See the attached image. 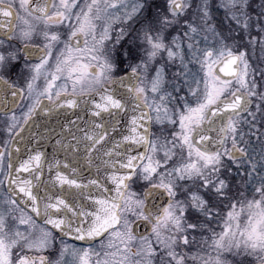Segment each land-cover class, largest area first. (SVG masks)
Here are the masks:
<instances>
[{"label":"snow or ice","instance_id":"6c2138e0","mask_svg":"<svg viewBox=\"0 0 264 264\" xmlns=\"http://www.w3.org/2000/svg\"><path fill=\"white\" fill-rule=\"evenodd\" d=\"M0 264H264V0H0Z\"/></svg>","mask_w":264,"mask_h":264}]
</instances>
